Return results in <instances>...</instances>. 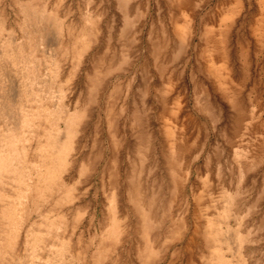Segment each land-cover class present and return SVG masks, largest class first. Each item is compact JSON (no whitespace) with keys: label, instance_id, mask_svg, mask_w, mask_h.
<instances>
[{"label":"rangeland","instance_id":"374dc122","mask_svg":"<svg viewBox=\"0 0 264 264\" xmlns=\"http://www.w3.org/2000/svg\"><path fill=\"white\" fill-rule=\"evenodd\" d=\"M185 25L181 40L176 28ZM53 29L57 38L42 42ZM25 55L34 64L29 82L43 79V68L53 81L42 94L60 101L61 111H46L48 128L63 133L71 109L80 129L60 188L28 196L33 214L47 210L46 223L54 222L49 229L41 217L32 226L39 256L66 237L64 264H94L117 207L128 224L124 240L99 264H140L149 246L148 264H264V0H0V70L19 82ZM29 129L22 145L30 165L49 166L40 149L53 139L39 125ZM16 186L8 176L0 183L8 204L18 199ZM207 221L231 241L197 237ZM3 226L0 217V236ZM79 245L85 257H77Z\"/></svg>","mask_w":264,"mask_h":264},{"label":"bare ground","instance_id":"6f19581e","mask_svg":"<svg viewBox=\"0 0 264 264\" xmlns=\"http://www.w3.org/2000/svg\"><path fill=\"white\" fill-rule=\"evenodd\" d=\"M177 1L179 2L181 0H177ZM176 29H177L176 30L177 37H179L181 40L184 39L187 33V26L185 25L181 28L177 27ZM44 33H47L44 35L43 40H42V42L44 43H46V41L53 42L54 39L57 38L54 29L51 32H44ZM15 53L16 52H14L12 55H14ZM44 56L41 58L42 60ZM47 56L52 58V56L50 55H47ZM25 58H26V61L24 60ZM25 58L22 59V65L24 67L22 66L20 71L16 70L20 78L19 82L15 80V75L13 76V79H10L9 77L10 75L7 76V74H5V71L4 70L2 71L3 67L0 70V183H2V179L4 177L8 176V179L13 181L16 185H18L15 188V190L18 191V194H17L18 199L16 202L11 203V204H8V202H6L7 191L5 189H0V217L3 220H5V226H3V229L1 232L2 235L0 236V264H64V256L70 251V243H72V238L62 237V239L59 241L57 245L48 244L47 249H46L48 253L42 255L44 259L43 257L39 256L38 232H33L32 226L34 227L41 226V221H40L41 217L45 218V223L48 222L49 211L38 210L36 212V215L33 214L32 209L30 210L31 204L28 203V196L31 195L32 191H34L36 194H42V193H45L46 191L50 193L54 192L55 190H57V188H60L58 186L60 185L59 182L63 180V176L68 175L66 174V172L68 171V167H67L68 162H69L68 160H69V157L71 156V150L74 147L75 134H76V131H74L75 125L71 123V120L75 117L73 116L71 109H64L63 111L64 116L62 117V122H63V127H64L63 133H61V131H59L58 128L56 127L51 128L50 126L48 128V126L50 125L48 118L52 114L46 113V111L50 109H54V108L61 111L60 106H59L60 101L59 99L57 101L54 99L55 101L51 102L53 99L49 98V96L45 97V95L42 94V93H49L51 91L49 87L52 86V81H53L52 78H50L49 76L50 74L46 72V70H44L43 68H39V71H41V73L45 77L43 79H40L39 81H35L34 80L35 78H34L33 80H31V82H29L28 80L29 73L26 70L29 69L28 67H30V69L33 70L34 64L30 62V65H29L28 63L30 61L29 57L25 55ZM13 59H15V57ZM19 66H20V63H19ZM208 71L211 73V75L215 76L216 78L218 79L221 78V75L216 68L210 66ZM34 86L37 87L35 90L33 88ZM101 86L100 88H102ZM52 92H54V90H52ZM21 99H23V101ZM28 102L30 103L33 102L35 104L34 106L36 108L33 109L32 114H27L24 112V107L27 108ZM110 103L111 102H109V104ZM82 104L84 105V103ZM13 106H17L18 108H21L22 113L19 115L17 113L13 114L14 111L16 110V108ZM99 106L101 107V105ZM119 106L117 105L116 107L119 108ZM97 107L98 106H96V108ZM109 111H112V109H110ZM89 113H91V111ZM114 113L112 114V116L114 115ZM107 114L109 115V113ZM133 114H130V116ZM36 119L39 121L43 120L44 122L36 123L35 122ZM111 122L109 121L110 125L113 124ZM34 125L36 126L39 125L40 127H42V131H43L42 136L44 137V140L47 135L48 138L51 137L54 141L53 143L49 142V146L41 145V149H40L43 153L45 161L47 160V162L49 163V166L39 165V164H36V166H31L30 162L32 161V157L30 158L27 156L25 152L26 148L22 145L23 142L28 140L27 138H25L26 134H25L24 128L26 129V131L30 132L29 127L34 126ZM50 128H51V131H49ZM75 129H77V131L80 132V129H78L77 127ZM113 130L114 129H112L111 131L113 132ZM166 136H167V143H169V148L167 151L171 155L172 153H174L175 147H174V144L172 143L174 139V134L170 127L166 129ZM96 139L98 140V138ZM58 141L62 143L61 146H56ZM112 148L113 149L115 148L114 151L117 149L116 147H112ZM71 158L73 159V161L77 160V156L74 158L73 157ZM83 163L84 161L80 163L79 173L80 171H83L82 169ZM173 165H174L173 172L178 173L179 170L177 169L180 165L176 163ZM113 167L114 165L112 166V168ZM32 171L34 172L33 176H32ZM68 180H69V177H68ZM1 186L9 187V182L1 184ZM63 189H64L63 197L67 199L68 203L71 202L72 198H74V195H73L74 192L72 191V187L68 184V187L65 186V188ZM32 207L37 209L36 201H34ZM115 209L116 211H114ZM115 209L113 210L114 212L111 211L112 216H109V217L110 218L112 217L113 221L110 224L109 230H106V234L109 235V240L102 241V243H100L97 246V249H96L97 253L93 254L91 257L94 264H99L102 262V260H103L102 263L109 262V257H111L112 248L115 249V245H118L117 243H121L124 240L123 233L125 234L128 224H126L127 222L125 223L124 219L123 220L118 219L117 217L118 209L117 207ZM155 220L156 218L153 221ZM46 224L48 225V223ZM52 224L48 225L47 227H49V229H53ZM178 233H180V231H178ZM195 234H197V237L199 236L203 238V240L208 241L210 243L220 242L221 240H223L222 238H224L223 233L220 231L219 226L216 225L215 222H210V221H207V223L204 226H202L201 230L196 229ZM224 240L228 241L229 239L224 238ZM23 245H24V249H23ZM235 245L236 247H239L240 244L238 242V239H235ZM43 247H46V245H43ZM27 248H29V254L27 256V261H26V258L22 257L21 253H22V250H26ZM75 253L77 254L78 258L82 256L85 257L88 254V249H83V247L79 245L78 250H76ZM154 255H155V252L153 250V247L149 246L145 250V255L142 257L140 264H148L147 261L152 259ZM218 257L221 258V256H218ZM114 264H116V261Z\"/></svg>","mask_w":264,"mask_h":264}]
</instances>
